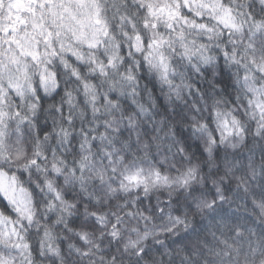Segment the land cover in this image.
<instances>
[{
  "label": "trees",
  "instance_id": "obj_1",
  "mask_svg": "<svg viewBox=\"0 0 264 264\" xmlns=\"http://www.w3.org/2000/svg\"><path fill=\"white\" fill-rule=\"evenodd\" d=\"M95 4L104 33L96 48L76 46L75 54L42 23L45 0L8 8L22 21L0 28V209L11 216L0 218V233L15 224L31 244L30 253L17 249L18 238L6 235L0 259L264 264V5ZM145 139L146 150L137 146ZM13 197L32 220L9 211Z\"/></svg>",
  "mask_w": 264,
  "mask_h": 264
},
{
  "label": "rangeland",
  "instance_id": "obj_2",
  "mask_svg": "<svg viewBox=\"0 0 264 264\" xmlns=\"http://www.w3.org/2000/svg\"><path fill=\"white\" fill-rule=\"evenodd\" d=\"M7 1L8 8L16 7L17 5H20L22 1L24 2V0ZM29 1L30 0H27V2ZM258 1L264 5V0ZM31 2L34 3L35 0H31ZM41 3H43V0H41ZM45 3L46 14H44L42 23L44 24V22H47L48 25H52V27L55 29L56 43L59 47H62L66 51L75 54L76 46L94 47L97 45L99 38L104 33V26L100 19L97 21L95 15L91 16V22H89L91 1L87 0L86 2V0H75V2L69 3V0H47ZM8 8L4 13V21L0 24L1 30L4 31H10L11 24H17L22 21L21 17L17 16L12 10ZM97 22L102 25V30L97 29ZM32 23L33 25L31 30L43 37V39H48V33L45 32V29L42 27V25L36 21H32ZM20 43L22 50H24L26 53L34 54L36 52V49L29 38L21 36ZM41 85L45 91H51L54 88L53 76L44 70L41 72Z\"/></svg>",
  "mask_w": 264,
  "mask_h": 264
},
{
  "label": "snow or ice",
  "instance_id": "obj_3",
  "mask_svg": "<svg viewBox=\"0 0 264 264\" xmlns=\"http://www.w3.org/2000/svg\"><path fill=\"white\" fill-rule=\"evenodd\" d=\"M39 2V0H38ZM45 2H47V0H45ZM75 2V0H69V3H73ZM87 2V0H86ZM95 15L97 21H99V15H98V5L95 4V0H91V4H90V12H89V22H91V16ZM219 20H221V22L225 23V24H229L232 27H236V25L234 24H230V20L229 19H224L223 17H218ZM147 24V22H146ZM198 27H204L203 25H197ZM96 27L98 30H102V25L97 22ZM225 56H227V52L224 53ZM207 59V58H205ZM161 68L164 69V78L167 80V76H166V72H167V65H164L163 63L160 65ZM264 70V69H262ZM129 79H131L132 77L129 76ZM262 127H264V125H262ZM37 155H39V153H37ZM17 159H19V156L16 157ZM38 161L37 160H32L29 161V164H36ZM57 172H59V169H57ZM0 179L6 180L7 179V173L5 171H3L2 166H0ZM129 179L135 180L136 177L132 176L129 177ZM16 180V177L13 176L12 177V182L14 183ZM3 193L4 196L7 195V188L4 187L3 188ZM0 200H3V196H0ZM5 203L9 206V211L13 214H15L17 217L20 218V223L24 222V217H27L28 220H32L33 216L30 212V209L25 205V204H21L20 200L16 199L15 197L5 201ZM34 203V200H33ZM0 218L3 219V222L5 224H7V222L9 220H11V216L8 214V212L3 211L2 209H0ZM16 236L18 239L17 240H12V245L14 247H16L17 249L23 248L24 250L28 251L29 253L31 252V244L30 243H26L23 242L26 240V237H20L18 231L15 229V224H13V231L11 233H0V238H3L4 236ZM140 255H142L143 253L140 252L138 253ZM0 264H10V261L7 259H0Z\"/></svg>",
  "mask_w": 264,
  "mask_h": 264
},
{
  "label": "clouds",
  "instance_id": "obj_4",
  "mask_svg": "<svg viewBox=\"0 0 264 264\" xmlns=\"http://www.w3.org/2000/svg\"><path fill=\"white\" fill-rule=\"evenodd\" d=\"M133 124L136 123L135 120L132 121ZM133 136H136V133L133 132ZM153 140H155V138L153 137ZM137 146L140 147L141 149H147L149 147V143H148V140H138L137 141ZM145 264H147V262H145Z\"/></svg>",
  "mask_w": 264,
  "mask_h": 264
}]
</instances>
